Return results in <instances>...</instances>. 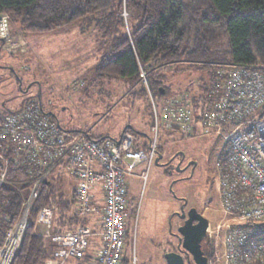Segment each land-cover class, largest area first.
Listing matches in <instances>:
<instances>
[{"label": "built area", "instance_id": "obj_1", "mask_svg": "<svg viewBox=\"0 0 264 264\" xmlns=\"http://www.w3.org/2000/svg\"><path fill=\"white\" fill-rule=\"evenodd\" d=\"M9 31L8 16L0 15V34ZM139 80L151 114L143 141L128 130L117 137L65 130L36 101L0 116V185L11 182V163L24 172L17 183L31 181L22 192L21 215L0 245V264L10 263L40 185L54 183L62 171L74 183L72 213L79 223L54 232V210L43 206L37 210L33 232L55 244L51 256L57 264L88 254L91 264H121L127 241L128 177L137 166L155 161L164 131L188 134L190 139L215 132L224 139L215 161L217 204L224 221L213 230L221 249L213 262L264 264V67L217 64L212 79L206 80L211 100L202 117L191 107L188 87L158 97L150 91L143 68Z\"/></svg>", "mask_w": 264, "mask_h": 264}, {"label": "rangeland", "instance_id": "obj_2", "mask_svg": "<svg viewBox=\"0 0 264 264\" xmlns=\"http://www.w3.org/2000/svg\"><path fill=\"white\" fill-rule=\"evenodd\" d=\"M121 15L124 32L139 24V20L131 17L124 7ZM10 27L12 33L0 34V112L17 110L21 101L30 97L44 111H51L65 130L89 132L99 137H117L127 125L136 132L148 131L151 114L147 98L141 93L139 78L137 82L120 78L102 82L94 79L95 65L109 47V39L105 45L101 44L104 39L97 29L90 26L81 31L80 22L44 33H26L18 22L10 23ZM212 35L215 36L210 40L212 59L227 62L230 52L224 28L215 27ZM182 66L174 64L173 69L165 71L169 94L193 86L189 92L197 96L198 79L204 77L207 80L214 71L209 67L182 69ZM179 68L183 71L177 73ZM224 145V139L215 132L190 139L188 134L164 131L158 149L160 153L163 149L164 158L182 150L186 153L185 160L198 161L200 177L195 172L187 185H199L201 180L204 181L205 192L197 188L201 194L197 202L201 207L205 200L203 211L209 225L202 250L207 252V261L212 264H216L213 261L221 251L213 230L224 221L218 209L215 177L216 155ZM163 170L154 161L149 166L147 163L137 166L134 175L128 177L127 212L131 210V216L127 217L125 246L128 264H166L164 253L176 247V237L169 233L167 221L179 203L170 193V177H166ZM62 179L63 184H54L58 190L62 187L68 191L64 187V183L70 180L66 171H62ZM177 189L180 188L174 185L173 190ZM72 210L71 206V214ZM45 245L51 253L46 240ZM68 264L77 262L71 260Z\"/></svg>", "mask_w": 264, "mask_h": 264}, {"label": "trees", "instance_id": "obj_3", "mask_svg": "<svg viewBox=\"0 0 264 264\" xmlns=\"http://www.w3.org/2000/svg\"><path fill=\"white\" fill-rule=\"evenodd\" d=\"M123 7L131 17L139 20V24L128 32L122 30ZM0 15L8 16L9 25L20 23L26 33L54 31L74 22L81 23V31L93 26L104 39L102 45L109 39L107 51L95 65L94 79L102 82L120 78L137 82L140 68H143L147 71L150 91L158 97L169 94L165 71L173 69L174 64H183L182 69L200 66L213 71L217 64L223 63L264 67V0H0ZM217 26H222L228 36L230 56L227 62L215 61L211 57L210 40L215 38L212 34ZM178 71L183 70L179 68ZM198 83L199 94L189 98L194 112L202 117L211 96L204 77L198 79ZM160 87L164 89L163 94L159 92ZM192 88L190 86L188 90ZM140 90L147 98L143 84ZM31 100L30 97L24 98L21 107ZM12 111L0 112V116ZM48 114L54 119L51 111ZM126 130L136 132L131 126H125L121 133ZM86 133L88 137H94ZM8 170L11 182L0 185V245L5 240L6 231L21 215L22 192L31 186V181L22 185L16 182L18 174L24 172L15 167V163H11ZM61 189L58 190L54 183L42 182L9 264L58 263L48 252L46 239L35 234L33 227L37 210L43 206L54 210V232L73 228L79 223V218L70 213L74 203L73 183L68 188L69 194ZM129 216L131 210L127 212ZM204 255L208 257L207 252ZM88 259L89 254L76 261L85 264ZM128 262L124 255L121 264Z\"/></svg>", "mask_w": 264, "mask_h": 264}, {"label": "flooded vegetation", "instance_id": "obj_4", "mask_svg": "<svg viewBox=\"0 0 264 264\" xmlns=\"http://www.w3.org/2000/svg\"><path fill=\"white\" fill-rule=\"evenodd\" d=\"M160 154H162L161 160H159L158 163L156 162L155 163L161 166L162 168H164L163 173L164 175H166V177H170V182L168 184L170 193L173 195L175 199L178 200V203H179L178 209L173 210L169 214V218L167 221V228H168L169 233L173 235L174 237H176L177 244L174 250L172 251L180 253L183 256L186 264H193L191 257L182 249L180 245V241H179L180 235L177 231V228L179 225L184 223L185 219L187 218V213L189 209L191 208H195L196 212L199 213V215L206 218L208 225H209V220L207 216H205V213L203 211V208L204 207L206 208V206L203 205L205 200L201 202L202 204L201 207H198L199 202H197V198L200 197L199 195H201L200 192L199 193L197 192V188H201V191L205 192L203 189L205 186L204 181L201 180L198 183V180H196L199 185H196V184L191 185V186L187 185L188 180H191V178L194 177L195 172H197L200 177L201 170H198L197 160L191 159V158L185 160L186 153L182 150H176L170 156L166 158H164L166 154L162 152ZM174 185H176L180 189H177L174 191L173 190ZM193 186H196V187L193 188ZM174 192L176 195L173 194ZM182 214H184V217H182ZM207 228H206V234H207ZM203 240L201 241V249H202ZM203 254H204V251H203Z\"/></svg>", "mask_w": 264, "mask_h": 264}, {"label": "water", "instance_id": "obj_5", "mask_svg": "<svg viewBox=\"0 0 264 264\" xmlns=\"http://www.w3.org/2000/svg\"><path fill=\"white\" fill-rule=\"evenodd\" d=\"M161 94L164 93L162 87L159 88ZM130 125H127L129 128ZM162 158V154H158L155 162ZM174 194V193H173ZM184 217V214H182ZM195 221V222H194ZM208 226L207 219L199 215L195 208L189 209L187 218L184 223L179 225L177 231L179 233V241L182 249L191 257L193 264H208L207 257L201 249V241L206 236V228ZM166 264H186L183 256L175 251L164 253Z\"/></svg>", "mask_w": 264, "mask_h": 264}, {"label": "crops", "instance_id": "obj_6", "mask_svg": "<svg viewBox=\"0 0 264 264\" xmlns=\"http://www.w3.org/2000/svg\"><path fill=\"white\" fill-rule=\"evenodd\" d=\"M178 72H181V71H178ZM177 72V73H178ZM174 92H175V90H174ZM39 97V96H38ZM148 125V124H147ZM121 133V132H120ZM137 135H138V137H139V139H141L142 141L143 140H145V138H146V136H147V133H148V131L145 129V131H142V132H135ZM96 137V136H95ZM99 137V136H98ZM101 137H104V136H101ZM105 137H110V136H108V135H106ZM112 137V136H111ZM161 151L163 152V149H161ZM58 177V179L57 180H55V182L56 183H62V181H63V179L61 180V177H59V176H57ZM54 182V183H55ZM69 182H71V184H69ZM72 183H73V181H72V179H70V180H68V182H65L64 183V186H67L68 188H70V186L72 187ZM63 184V183H62ZM73 185H74V183H73ZM66 193H70V191H65ZM95 194H96V196L98 197V198H100V196H101V191H100V189H99V187L98 186H95ZM46 239V241H47V243L49 244V246H50V248H51V250H50V252H52V250L54 249V247H55V244L53 243V242H51L49 239H47V238H45ZM71 260H75L76 261V259H68L64 264H68ZM77 262V261H76ZM77 264H79L78 262H77ZM85 264H91V260L90 259H88L86 262H85Z\"/></svg>", "mask_w": 264, "mask_h": 264}]
</instances>
